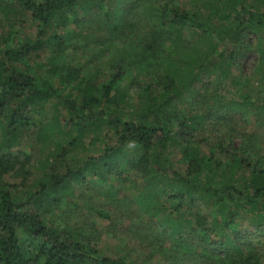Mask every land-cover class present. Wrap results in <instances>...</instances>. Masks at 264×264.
Listing matches in <instances>:
<instances>
[{
  "label": "trees",
  "instance_id": "trees-1",
  "mask_svg": "<svg viewBox=\"0 0 264 264\" xmlns=\"http://www.w3.org/2000/svg\"><path fill=\"white\" fill-rule=\"evenodd\" d=\"M115 1L0 0L1 12L27 11L39 24L38 37L21 42L0 31V264H137L101 255L90 237L47 217L67 202L65 197L77 186L92 180L104 183L113 174H124L127 165L140 168L132 178L142 186L135 199L152 219L159 220L169 210L163 215L171 221L173 214L182 213L185 203L203 202L213 206V212L219 211L210 217L196 214V225L190 227L192 221L187 218L170 222L171 236L181 250L200 252L208 264H264V254L245 251L226 218L227 213L234 216L248 206L264 230V155L254 158L248 146L239 147L227 119L230 111L245 112L246 101H236L231 107L232 100L220 106L215 102L220 114L216 120L212 106L189 115L176 109L183 92L204 74H209L207 80L217 74L219 83H226L238 54L234 47L226 57L217 56V42L208 47L213 53L199 49L185 37L187 30L197 32L201 26L208 36L210 31L229 32L227 27L236 23L229 36L236 43L242 30L264 22V9L242 3L245 12L241 13L239 0H211L210 13H200L203 21L196 23L199 4L186 7L184 2L167 0L148 7L147 12L153 14L149 23L147 14L136 12V2L126 0L123 5ZM215 12L223 18L218 23L207 17ZM87 13L107 16L109 31L83 33L82 25L93 19L85 18ZM79 34L85 44L75 39ZM91 45L96 51L83 63L66 59L68 48ZM47 46L52 51L41 62L36 58ZM107 54V67L100 69L101 57ZM134 68L138 69L135 74ZM128 80L139 87V117L124 110L132 97ZM54 97L60 98L64 109L50 106ZM205 125L215 128L203 135ZM104 126L113 133L101 154L89 155L79 167L54 172L36 191L17 194L16 185L3 180L4 173L24 165L20 156L29 157L28 145L54 142L60 152L67 145L82 144L86 135ZM201 144L211 153L202 154ZM172 146L183 156L172 157ZM15 147L20 152L15 154ZM165 196L178 198V202L168 207ZM97 213L112 216L104 208Z\"/></svg>",
  "mask_w": 264,
  "mask_h": 264
},
{
  "label": "rangeland",
  "instance_id": "rangeland-1",
  "mask_svg": "<svg viewBox=\"0 0 264 264\" xmlns=\"http://www.w3.org/2000/svg\"><path fill=\"white\" fill-rule=\"evenodd\" d=\"M136 2L138 8L136 12L147 14L150 18L149 23L153 21L152 12L148 11L149 6L160 5L167 0H131ZM186 3V7H193L199 4L198 14L196 15V23L203 21L202 14L204 11L210 13L209 8L211 0H173ZM117 4H126V0H116ZM239 10L244 13L242 3L248 6L256 5L260 11L264 9V0H239ZM216 9V8H215ZM146 10V13L143 12ZM157 10V14H158ZM216 13V12H215ZM220 14V12H219ZM146 16V15H145ZM93 18L89 24L82 25V32L93 35L106 34L110 26H107L108 17L104 15H95L87 13L85 18ZM207 17L213 22L223 20L221 15L209 14ZM152 18V19H151ZM219 18V19H218ZM205 21V20H204ZM210 22V21H208ZM213 22H210L213 24ZM207 23V22H206ZM149 25V24H148ZM226 30L210 31L209 35H204L205 32L201 26H198V31L193 32L188 29L185 37L198 44L199 49L210 50L208 48L211 43H218L217 56L223 54L226 57L234 47L237 48L238 54L231 64L229 74L225 77L226 83L220 84L217 80V74H213L212 79L209 74H204L203 78L197 80L192 89H186L183 95L178 100L176 109L179 113L189 115L198 110H205L213 107L216 120L220 115L216 105L219 103L232 100L228 105L236 106V101H246V111L238 109L230 111L227 117L228 123L231 125V133L234 142L239 147L248 146V149L253 153L254 158L264 155V22L261 24H250L249 27L242 30L238 41L233 43L230 40L231 26ZM60 30V29H59ZM0 31L6 35L12 36L15 42L24 41L27 37L37 38L39 34V24L33 19L31 13L27 11L5 13L0 11ZM219 35H224V39ZM76 40L80 44H85L84 36L77 35ZM216 49V48H213ZM112 50L116 51V47L112 46ZM52 51V46H47L45 53L36 59H41ZM96 51V47L86 46L84 49H75L70 47L67 50L66 59L70 63L81 64ZM109 55L101 57L100 69L107 67L106 59ZM209 58H211L209 56ZM228 59V58H227ZM221 60V58H218ZM138 64V63H137ZM185 66L186 63H183ZM213 66V65H212ZM210 65V70L213 69ZM155 69V68H154ZM137 68L133 69V74L137 72ZM156 70V69H155ZM45 71V70H44ZM212 72V71H211ZM128 80L126 85L130 86V95L128 97V106L125 107L126 114L136 115L139 117L137 107V93L139 87L136 83H131ZM249 94L250 96H246ZM251 100L254 102L251 104ZM50 103L52 108L64 109V104L59 97H54ZM228 108L226 107V110ZM224 111V112H225ZM175 116L174 114H171ZM170 115H168L169 118ZM175 118H173L174 120ZM159 121V120H158ZM203 130V135L208 130L214 129V125L206 126ZM113 129L109 126H104L100 131L93 132L84 137L80 145H67V149L60 152L55 150V143L49 144L42 141L35 142L32 146L28 145V158L25 154L21 155L23 161L22 167L16 171H10L3 174V180L16 185L14 192L17 194H30L36 191L41 184L51 178L54 172H64L69 167H79L88 158L89 155L101 154L106 145L111 142L110 136ZM27 140V137L25 138ZM33 139L29 140L32 141ZM19 147L14 148V153L20 152ZM172 149V157L178 155L183 156V152H179L174 146ZM64 151V153H63ZM200 151L202 154L211 153V149L207 145L201 144ZM220 155L217 154V157ZM49 157V158H48ZM48 158V161H46ZM223 157V161H224ZM173 160V159H172ZM216 162V160H215ZM181 166V163H176ZM19 166V165H17ZM138 165H127L124 174H113L109 180L104 183L99 180H92L82 186H77L74 193L68 194L62 204H59L53 212L47 217L63 226H69L75 233H83L92 239V242L98 246L101 255H111L123 257L128 261L136 262L137 264H208V261L200 252L193 250H181L176 245L175 240L171 236L170 222L172 220L190 219L196 225L193 218L196 214L203 213L210 217L214 211L213 206L201 202L199 205L185 203L182 213L172 215L171 221L164 220L163 214L168 213L165 210L159 217V220H154L152 217L139 205L136 201V193L142 187L140 182L133 181V177L139 174ZM129 175V176H126ZM105 186V187H104ZM104 188V189H103ZM168 207L176 204L178 198H168L165 196ZM233 204L231 203V207ZM98 208H104L111 213V217L105 218L97 213ZM219 211L213 212L212 216ZM226 218L229 219L231 229L236 231L240 236L243 246L247 249H254L264 254V230L257 225L256 213L252 212L247 206L240 208L236 215L232 216L227 213ZM173 222V221H172ZM196 232V231H194ZM198 232V231H197ZM234 233H232L233 235ZM198 243L200 234H196ZM230 255H233L229 253ZM235 255V254H234Z\"/></svg>",
  "mask_w": 264,
  "mask_h": 264
}]
</instances>
